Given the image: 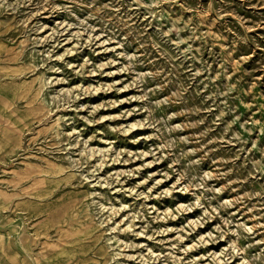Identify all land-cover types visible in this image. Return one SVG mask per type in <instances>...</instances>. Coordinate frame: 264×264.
<instances>
[{
    "label": "rangeland",
    "instance_id": "1",
    "mask_svg": "<svg viewBox=\"0 0 264 264\" xmlns=\"http://www.w3.org/2000/svg\"><path fill=\"white\" fill-rule=\"evenodd\" d=\"M0 264H264V0H0Z\"/></svg>",
    "mask_w": 264,
    "mask_h": 264
}]
</instances>
